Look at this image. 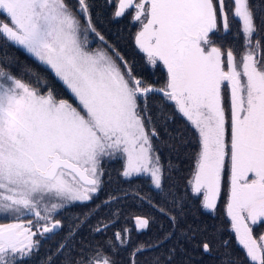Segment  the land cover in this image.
<instances>
[{"label": "snow or ice", "instance_id": "snow-or-ice-1", "mask_svg": "<svg viewBox=\"0 0 264 264\" xmlns=\"http://www.w3.org/2000/svg\"><path fill=\"white\" fill-rule=\"evenodd\" d=\"M106 6L112 19L133 10L140 70L97 29L90 0H0V264H30L45 240L39 264H192L193 252L210 264H264V231L255 232L264 227V0ZM149 67L162 68V82ZM174 114L197 146L182 189L154 143ZM168 135L170 149L187 143ZM114 160L129 189L87 208ZM139 177L148 192L131 185ZM225 187L234 243L191 211L214 216ZM129 197L148 211L99 215ZM76 204L85 211L67 226L55 218Z\"/></svg>", "mask_w": 264, "mask_h": 264}, {"label": "trees", "instance_id": "trees-1", "mask_svg": "<svg viewBox=\"0 0 264 264\" xmlns=\"http://www.w3.org/2000/svg\"><path fill=\"white\" fill-rule=\"evenodd\" d=\"M93 4L92 8V17L93 21L96 24V27L102 34L106 37V39L116 48L119 49L122 55H124L129 61L134 62L137 70H140L143 66V54L140 53L134 44V36L138 30V26L132 20L133 11L129 10L120 18L112 19L111 13L113 8H109L106 6V0H90ZM115 3V0H113ZM69 3H75V0H69ZM2 19V17H0ZM238 27V25L234 26ZM226 43L235 44L237 47L239 46L240 41L233 39V34L229 33L224 37ZM10 53L14 55H18L21 60H25L27 63L33 64L31 60H28L21 53L17 52L15 49H7ZM33 67H38L33 64ZM153 69L148 68L146 71V75L149 76L150 79L162 82L163 80V71L161 69L155 70V75H152ZM160 100L159 96H154L150 99L149 105L152 106L154 103H158ZM167 111L172 112L171 108H168ZM153 118L155 119L157 113L155 107H152ZM157 126L160 127V122L157 121ZM168 133H171L175 136L176 133H182L184 139L187 141L182 146H179L178 150L170 149L166 146V142L176 143L174 139H172ZM160 136L161 140L154 141L157 149L159 150V155L161 160L167 165L169 162L174 166V171H172V179L178 188H183L184 183L186 182L187 177L190 175L191 169L194 164V153L197 150V146L193 143V136L191 129L187 126L186 121L179 115L174 114V120L169 122L165 127H160ZM105 169V175L103 177L104 184L102 190L96 195V197L86 205L87 208H93L96 204H99L102 200H105L110 194L122 192L124 190L129 189V184L125 182L119 175V170L121 169V161H105L103 165ZM131 185L133 187L139 188L143 192L149 191L148 180L139 177L135 178L131 181ZM225 201H226V187L225 192L218 200L217 208L215 210L214 216L209 214L205 215L198 208L193 207L191 211L197 212L201 220L209 224L210 228L220 227L221 235L224 239H229L234 243V237L229 231V220L225 215ZM121 208L124 213H128L129 211L141 212L148 211L146 205L141 206L138 201L129 197L127 200H122L119 203H114L110 205L109 208L101 209L99 215L104 216L108 215L112 209ZM85 211V207H82L79 204L73 205L67 209L59 211V214L55 216L56 219H62L64 221L65 226H67L71 220L79 213ZM189 220H191V216H189ZM3 222V221H0ZM95 223V220L92 221ZM116 227H119L117 225ZM156 229L153 227L152 233H155ZM261 231H264V227H257L255 229L256 234L258 235ZM112 230H109L108 235H111ZM63 233H61L62 235ZM88 229L87 227L83 228L80 236L88 237ZM134 239L144 240L147 236L141 235L136 236L133 233ZM99 240H103V236L96 237ZM54 239H59V236L54 237ZM79 239V237H78ZM52 243L50 240H45L40 249L39 256L34 257L30 264H39L40 258L43 257L48 249L49 245ZM189 251L192 249L189 247ZM239 255L241 257L244 256V253L237 249ZM125 253H121V257L123 258ZM192 264H210V258L208 256L201 257L198 252H193L192 255Z\"/></svg>", "mask_w": 264, "mask_h": 264}, {"label": "rangeland", "instance_id": "rangeland-1", "mask_svg": "<svg viewBox=\"0 0 264 264\" xmlns=\"http://www.w3.org/2000/svg\"><path fill=\"white\" fill-rule=\"evenodd\" d=\"M133 11V10H132ZM136 23V22H135ZM136 25L138 26V28H139V24L138 23H136ZM91 39H92V43H91V47H96L98 44H99V41L98 40H96V38L93 36V37H91ZM135 44V43H134ZM150 68V67H149ZM150 69H152V68H150ZM143 178H145V177H143ZM145 179H147V178H145ZM61 211V210H60Z\"/></svg>", "mask_w": 264, "mask_h": 264}]
</instances>
